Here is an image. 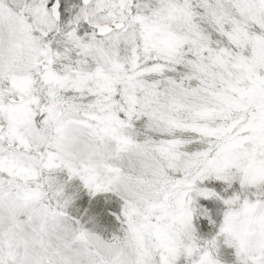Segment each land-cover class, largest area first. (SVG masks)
I'll return each instance as SVG.
<instances>
[{"label": "snow or ice", "instance_id": "obj_1", "mask_svg": "<svg viewBox=\"0 0 264 264\" xmlns=\"http://www.w3.org/2000/svg\"><path fill=\"white\" fill-rule=\"evenodd\" d=\"M0 264H264V0H0Z\"/></svg>", "mask_w": 264, "mask_h": 264}]
</instances>
